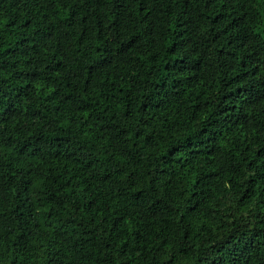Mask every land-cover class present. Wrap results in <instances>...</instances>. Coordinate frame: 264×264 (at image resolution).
Returning a JSON list of instances; mask_svg holds the SVG:
<instances>
[{
    "label": "trees",
    "instance_id": "16d2710c",
    "mask_svg": "<svg viewBox=\"0 0 264 264\" xmlns=\"http://www.w3.org/2000/svg\"><path fill=\"white\" fill-rule=\"evenodd\" d=\"M0 264H264V0H0Z\"/></svg>",
    "mask_w": 264,
    "mask_h": 264
}]
</instances>
